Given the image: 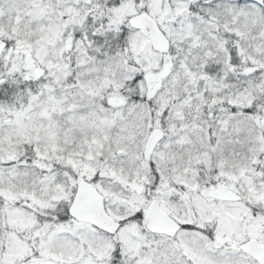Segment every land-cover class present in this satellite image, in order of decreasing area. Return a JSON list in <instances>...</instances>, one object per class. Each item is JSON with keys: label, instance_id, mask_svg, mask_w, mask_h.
I'll return each mask as SVG.
<instances>
[{"label": "snow or ice", "instance_id": "obj_1", "mask_svg": "<svg viewBox=\"0 0 264 264\" xmlns=\"http://www.w3.org/2000/svg\"><path fill=\"white\" fill-rule=\"evenodd\" d=\"M0 264H264V0H0Z\"/></svg>", "mask_w": 264, "mask_h": 264}]
</instances>
